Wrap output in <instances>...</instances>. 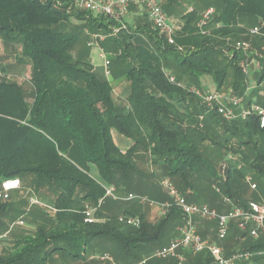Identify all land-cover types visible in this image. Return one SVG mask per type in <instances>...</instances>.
I'll list each match as a JSON object with an SVG mask.
<instances>
[{
    "label": "trees",
    "instance_id": "16d2710c",
    "mask_svg": "<svg viewBox=\"0 0 264 264\" xmlns=\"http://www.w3.org/2000/svg\"><path fill=\"white\" fill-rule=\"evenodd\" d=\"M194 2L170 43L168 33L133 1L119 21L79 8L76 0H0V53L2 40L9 39L13 48L8 55L15 52L17 62L30 66L28 77L10 78L0 62V188L4 180L19 178L20 187L14 190L31 189L39 203L25 215L30 200L0 198V235L14 239L1 250L0 264H54V256L62 260L59 264H119L116 259H125L122 264H219L207 249L185 251L184 262L151 255L172 240L170 235L184 221L177 206L154 220L149 218L151 208H145L148 202L138 199L105 197L98 206L104 184L115 185L120 195L171 201L160 182L169 177L189 201L205 191H221L229 209L245 207L254 200L247 197L248 188L255 190L252 183L259 188V180L264 182V127L259 119L229 120L189 86L210 77L215 90L234 96L264 89V0ZM209 7L215 13L200 27ZM256 26L260 32L251 33ZM90 32L106 34L100 43L111 55L110 66L115 63L130 84L129 96L120 102L109 77L96 73ZM240 41L252 43V49L238 47ZM250 55L256 62L245 73L241 63ZM167 61L181 75L169 71ZM210 85L200 90L205 93ZM114 130L130 138L132 146L123 151ZM145 164L159 169L148 171ZM129 201L137 202L122 206ZM45 203L53 210H46ZM87 204L97 207L95 222L85 219ZM212 207L222 210L217 203ZM32 212L37 215L35 229L13 231L18 225L13 223ZM123 215H139L141 225L120 221ZM194 221L203 238L213 228L212 242L222 246L226 257L254 253L237 264H264V232L253 237L234 219L221 240L215 220L195 215ZM93 239L112 242V260L87 256ZM142 252L151 257L144 260Z\"/></svg>",
    "mask_w": 264,
    "mask_h": 264
},
{
    "label": "built area",
    "instance_id": "2783aa9c",
    "mask_svg": "<svg viewBox=\"0 0 264 264\" xmlns=\"http://www.w3.org/2000/svg\"><path fill=\"white\" fill-rule=\"evenodd\" d=\"M133 1L136 4L142 5L146 10L149 18L154 25L161 31L168 33L169 42L175 43L173 37L174 28L171 27L168 21V15L163 7L159 4L158 0H76V6L91 10L95 13L109 15L115 19L122 21L128 13V7L130 2ZM215 13L214 7L207 8L198 22L200 27L204 26L207 21ZM125 27V25H123ZM119 28H114L113 32H116ZM89 32V31H88ZM260 28L254 27L251 29V33H259ZM92 39L89 41L90 46H97L99 48V55L104 59V66L106 74L112 75L111 60L106 50L100 45V41L104 40L107 36L103 33L90 32ZM238 47L243 48L245 51L252 49V43L247 41H240L237 44ZM264 51V47H263ZM256 62L254 55L249 56V60L242 61L241 67L245 73H249L250 65ZM173 79V78H172ZM197 94L202 96L208 106L216 110L220 115L225 118L246 119L250 116H256L259 119L261 127H264V105L250 100L247 101L244 96H234L231 92H221L218 90H207L203 93L200 89H193ZM247 180L251 181V176H247ZM162 185L169 191L173 200L166 202H157L149 199L147 196H143L136 193H129L128 195H120L117 193L116 186L113 184H104L105 195L99 200L98 205H101L105 197H113L119 200H131L138 199L141 203L148 202L150 205H159L163 212H166L170 207L177 206L184 214V223L178 227L179 234L174 237L167 245L157 248L153 256L157 258L174 257L180 262H184L186 257L182 252V249L193 252H199L202 250H209L214 259L219 264H237L238 260H250L254 253L252 251H240L236 252L230 257L224 255V250L221 245L211 242L210 240L203 238L198 231V227L194 221L195 215L209 216L216 222L215 230L219 239H225L229 233L231 221L238 220V226L241 230H248L253 237H258L261 232H264V203L256 200H250L245 207L234 205L226 212H220L216 208L210 207L208 204H199L197 202L189 201L178 189L176 184L169 178L162 179ZM21 181L19 178H10L2 182L0 188V198L7 199L10 196V192L20 187ZM252 187H256L255 183H252ZM219 190V188H217ZM32 201L37 199L32 198ZM228 201V200H227ZM96 206L90 204L86 205L85 215L87 222H95L97 217L95 215ZM120 221L126 222L129 225L140 226L141 218L139 216H121ZM250 222L254 223V226H249ZM23 219H19L15 224H24ZM2 235H0V238Z\"/></svg>",
    "mask_w": 264,
    "mask_h": 264
},
{
    "label": "rangeland",
    "instance_id": "374dc122",
    "mask_svg": "<svg viewBox=\"0 0 264 264\" xmlns=\"http://www.w3.org/2000/svg\"><path fill=\"white\" fill-rule=\"evenodd\" d=\"M158 1H159V4L165 8V11H166V13L168 15V18H169L168 19L169 24L173 28H177L178 26H180L179 24L181 23L183 15L187 14L190 11V8H192V7L194 8L196 6L194 0H174V4L173 3H168V0H158ZM122 21H123V18H122ZM12 42L13 41H11L9 39H6V40L3 39L2 40V44H1L2 45V49H1V53H0V62L2 63L3 66H5V68H4L5 72L9 73L8 75H9L10 78H13L11 76H16L17 78L19 77L20 79H24V77H28L29 74H30L29 73L30 66L27 65V64H24V63L17 62L16 59H15V55H14L15 52L10 54V55H8L10 53V51H11L9 49L13 48ZM90 52H91V58H92V61H93L94 65H95V70H96V73L98 74V76L101 77V78L107 76V78H108V75L106 74V71H105L104 59L99 55L98 49L97 48H91ZM109 56H111V55H109ZM167 66H168L167 69L169 71L171 70L174 74H176V76L181 75V72L179 70H177L176 67L171 65L168 61H167ZM111 70L113 71V74L111 76L109 75V78H110V80L112 81V83L114 85L115 99H116V101L120 102V100H123V99H125L126 97L129 96V94H130V84L125 80L124 74L122 72L119 73L117 71V67H116L115 63L112 64ZM211 81L212 80H211L210 77L206 78V79L204 77H202L201 81H200L201 82L200 85H197V84L192 82V84H190L189 86L192 89H194V88L200 89L201 86H203V89H204V86L206 84L208 86L211 84L210 85V89L211 90H215V88H216L215 87V83H212ZM206 89L207 88L205 87V90ZM246 93H248V94H246L244 96V98L247 101L253 100V101H256V102L261 101L262 103H264V89H261L256 94H251L250 92H246ZM263 137H264V133H263ZM260 149L264 152V141L261 142ZM141 152H143V151H141ZM143 167H144V169H146L148 171H154L153 169L156 170L158 168L157 165H155V164L154 165H148V166H147V164H145ZM156 176L160 177V172L159 171H156ZM195 183L198 184L199 180L195 181ZM259 183H260V187L258 189H255V190L253 189L252 190V189L248 188L247 197H249L250 199H254V200L255 199H262V197L264 199V191H263L264 190V182L262 183V181L259 180ZM217 187H219V185L216 182H213L212 183V188L217 190L216 189ZM32 193L34 194V192L31 191V189L30 190L29 189L13 190V191L10 192V200L15 201V202H18V200H21V199L29 201L31 199ZM224 198H225V195H224L223 192H221V191L213 192V191L210 190V191H205V194L201 193L200 196H198L196 198L195 202H197L199 204L206 203L210 207H212L214 203H217V205H219L220 202H222L223 204H225L227 206L226 207V210H227L231 203L230 202H226L224 200ZM37 202H38V199H37V201H34L33 204L29 201L28 204H30V205H27V207L24 208V210L26 209L24 214L26 215L28 213L27 209H28L29 206H36L37 207V205H39V203H37ZM136 202L137 201H129V202H126V203H122V206H127V207L131 206V205L133 206L134 203H136ZM263 202H264V200H263ZM42 204H43V202H42ZM147 205L151 208L148 211L149 218L151 220H154L155 218L160 216V212H159L160 206L159 205H157V204L150 205L149 203H147V204H145V208H147L146 207ZM98 206H100V205H98ZM44 207H45L46 210H48V209L49 210H53L52 206L49 203H45ZM212 208H214V207H212ZM17 213L18 212H16V216H19V213L18 214ZM136 216H139V215H136ZM8 218H9V216H8ZM23 218L25 219V221H24L25 224L15 225L14 228H13V231H20V230L21 231H27V230H29L32 227V225L30 224L31 222L29 221L31 217L30 216H27V217L23 216L20 219H23ZM3 220H5V217L3 218ZM16 221L13 223V225L16 223ZM183 223H184V221L182 223H180L176 227L175 232L173 234H171L170 237L174 238V237L178 236L179 231H178L177 228L180 225H182ZM7 238H4V239H6V240L3 241L5 244L13 243L11 236L8 239ZM231 241L234 242L233 239H231ZM86 252H87V256L88 257H94L96 259H100V257H102L103 261H105L107 259L108 260H112V256L114 255V253H112V242L110 240H106V242L105 241L103 242L100 239H93L90 242V244L88 245V247L86 249ZM152 253H151V255H152ZM151 255L148 256V253H144V252L141 253V257L144 260H146L147 258L151 257ZM52 259L54 261V264H59L62 261V260H59V258H57L55 256ZM115 262L119 263V264H122V262H126V260L125 259H116ZM48 264H52V260Z\"/></svg>",
    "mask_w": 264,
    "mask_h": 264
},
{
    "label": "crops",
    "instance_id": "0c3cea01",
    "mask_svg": "<svg viewBox=\"0 0 264 264\" xmlns=\"http://www.w3.org/2000/svg\"><path fill=\"white\" fill-rule=\"evenodd\" d=\"M131 13V14H130ZM129 14H128V16H130L131 15V17H132V11L130 12ZM169 19V18H168ZM100 45L102 46V44L100 43ZM91 48H97L98 49V52H99V48L97 47V46H92ZM109 77V76H108ZM110 79V78H109ZM207 85V84H206ZM252 89V88H251ZM230 92V91H229ZM113 137H114V140H115V142H116V144L123 150V151H125V150H127L128 148H130L131 146H132V144H133V141L130 139V138H128V137H126V136H124L123 134H121V133H119L118 131H116V130H114L113 131ZM264 141V137L262 138V142ZM217 188H219V187H217ZM216 188V189H217ZM258 188V186H256V188L255 189H257ZM218 190V189H217ZM32 198H35L36 199V197H31V199ZM30 199V202L33 204V201ZM262 199H263V197H262ZM226 202H227V200L226 199H224ZM264 200V199H263ZM263 200H262V202H263ZM264 203V202H263ZM204 204H206V203H204ZM220 205H221V207H222V210H221V212H225V211H227L226 210V205L225 204H223L222 202H220ZM167 212V211H166ZM160 213L161 214H164L165 212H163L161 209H160ZM30 215H31V218H30V224L32 225V227L30 228L32 231L35 229V227H36V217H37V215H36V212H32V213H30ZM20 218H22V217H20ZM33 221V222H32ZM35 221V222H34ZM25 224V223H24ZM249 226H251V227H253L254 226V223L253 222H250V224H249ZM211 231V232H210ZM212 231H213V228H211L209 231H208V235L206 236V237H204V238H206V239H208V240H210L211 242H212V238L214 237V235H213V233H212ZM8 234H4L3 235V237H1L0 238V252H1V250L3 251L4 249H6L5 247H6V245H9V244H5L3 241L4 240H6V239H4V238H7L8 236H7ZM9 238V237H8ZM7 238V239H8ZM173 239V238H172ZM12 240L14 241V239L12 238ZM185 251H187V250H184V249H182V252L184 253ZM154 253V252H153ZM153 253H152V255H153ZM185 255V254H184ZM186 256V255H185ZM103 258L102 257H100V259L99 260H102Z\"/></svg>",
    "mask_w": 264,
    "mask_h": 264
}]
</instances>
